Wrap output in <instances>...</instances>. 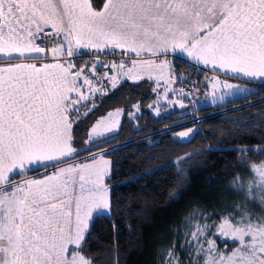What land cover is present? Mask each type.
I'll use <instances>...</instances> for the list:
<instances>
[{"label":"snow or ice","instance_id":"6c2138e0","mask_svg":"<svg viewBox=\"0 0 264 264\" xmlns=\"http://www.w3.org/2000/svg\"><path fill=\"white\" fill-rule=\"evenodd\" d=\"M65 17L66 23L54 22ZM49 24L56 35L64 32L68 57L74 54L73 44L97 53L111 47L134 56L117 62L120 68L132 65L128 77L137 64L152 67L155 62L162 69L169 54L186 53L225 75L243 77L250 85L259 80L264 86V0H107L104 11H94L87 0H0V61L5 62L0 67V264H88L78 256L82 243L94 216L107 215L111 207L105 184L110 161L104 156L112 150L93 152L85 158L90 163L67 161L92 147L102 148L105 134L118 130L115 116L120 112L101 113L88 143L75 144L81 117L86 120L96 108L85 106L81 114L82 102L89 98L80 95L77 81L85 70L56 56L57 51L63 55L64 47L53 48L54 65L41 58L46 49L36 41L43 43ZM89 82L85 77L83 83ZM48 167L53 173L46 172V180L14 183L7 175L14 169ZM76 169L82 173L78 194L68 191L67 177ZM256 171L264 187V166ZM239 215L238 220L229 216L220 225L197 227L185 247L193 256L205 257V264H264V219L254 222L243 212ZM217 239L234 247L221 250Z\"/></svg>","mask_w":264,"mask_h":264},{"label":"trees","instance_id":"16d2710c","mask_svg":"<svg viewBox=\"0 0 264 264\" xmlns=\"http://www.w3.org/2000/svg\"><path fill=\"white\" fill-rule=\"evenodd\" d=\"M91 2L99 9L103 0ZM171 70L183 107L174 104L172 111L155 114L150 110L158 95L154 80L116 81L107 71L106 80L115 87L73 133L76 145L87 144L88 128L101 113L120 112L118 130L102 138L107 140L102 148L91 149L112 151L105 155L111 166L110 211L94 216L80 251L89 264H169L170 259L171 264H200L203 256L185 247L193 230L260 209L256 187L246 184L248 167L240 153L264 148V86L219 105L200 106L203 102H190L177 87L184 76H205L204 71L177 59ZM187 126L194 128L189 139L174 137ZM49 170L18 173L10 180Z\"/></svg>","mask_w":264,"mask_h":264},{"label":"rangeland","instance_id":"374dc122","mask_svg":"<svg viewBox=\"0 0 264 264\" xmlns=\"http://www.w3.org/2000/svg\"><path fill=\"white\" fill-rule=\"evenodd\" d=\"M128 65H126L123 68H126ZM143 78H150V79L154 80L156 88L158 89V95L152 102L153 108L151 107V109H150L155 114H158V113L166 114V113L172 111L174 104L178 107H181V105H184L183 101L178 100V96L174 92L173 81L176 79L174 72H171L170 70L166 71L165 68L163 67L162 69L159 68V71L155 72L154 75L153 74L150 75V77H144V75L138 74V76H136L133 80H140ZM122 79H124V76L121 73L119 80H122ZM234 89L237 90V92H238L242 88H238V87L234 86V88L232 90H234ZM255 90H256L255 88L253 90L247 88L244 90V92L247 91V93L245 94V95H247L251 91H255ZM206 92H208L207 102L205 103L206 105L219 104L221 102H225L227 100L233 99L232 96H237V95H235V93H233V91L226 90V88H224V87L221 88L219 85H216V84H211L208 87ZM200 106H205V105H200ZM115 119L118 121V118L116 116H115ZM92 126H93V124L88 128V141L91 139V136L89 134L91 132ZM193 132H194V128L191 126H187L181 130L176 131L174 133V137L179 138L178 140L185 141L192 136ZM181 133H188L189 136L188 137H181V135H180ZM251 149L253 151H245V152L241 151L240 158H242L244 163L247 164L248 179L246 180V184L250 190L252 188L256 187L257 197L259 199H254V200H256L259 203L260 209L257 211H254V213H251L252 211L251 212H244L243 211V213H245L246 216L250 217L254 222H259L260 219H264V187L261 186L260 174H259V172L256 171V169L260 168L261 166H264V152L255 151V150L262 149L261 147H254ZM93 151L94 150H91V152H89L88 155H91L93 153ZM104 159L110 161L109 158H107L105 156H104ZM81 161H84L86 163H90L89 161H86L85 158L82 159ZM110 167L111 166L109 165V176H110ZM79 174H82L80 169H79ZM83 174L85 175V177L87 179V171L86 170L83 172ZM109 176L106 178L105 184L108 187L109 192H110V187H109L110 185L107 181ZM79 185H80V181L78 182V186ZM79 191H80V188H79ZM97 214H102V213H97ZM240 218L241 217L239 215L236 219L238 220ZM223 222H224V220H223ZM196 229L193 230V232L196 231ZM191 239H192V236H191ZM78 256H82L86 261H88L80 252L78 253ZM88 264H89V262H88ZM200 264H205V257H203Z\"/></svg>","mask_w":264,"mask_h":264},{"label":"crops","instance_id":"0c3cea01","mask_svg":"<svg viewBox=\"0 0 264 264\" xmlns=\"http://www.w3.org/2000/svg\"><path fill=\"white\" fill-rule=\"evenodd\" d=\"M70 3H74V4H78V3H84V0H69ZM87 2L91 5V7L93 8L94 11H104V4L107 3V0H103V3L101 5V7L99 9H96L91 0H87ZM79 12V9H76V13L78 14ZM66 20L67 18L65 17L63 21H60V20H54V22H56L57 24H62V23H66ZM46 28H52L51 27V24H49ZM53 30H55L54 28H52ZM56 31V30H55ZM63 37H64V32L62 31L60 33ZM65 48V51L63 53V55L61 56V53L59 51L56 52V56L57 57H60V60L61 61H64V60H71L72 63H73V66H74V69H79L80 66H79V63L75 60L74 56L75 54L77 53V47L73 44V56L72 57H68L67 56V51H66V42H65V45L62 46ZM58 48H61V47H58ZM110 48V47H109ZM46 49V52L43 53V54H40L41 55V58L43 59L44 57H46V63H49L50 65H54L55 63H57L58 61L55 60L53 58V48H45ZM121 50V49H119ZM122 51V50H121ZM177 52H179V50H177ZM2 55V54H0ZM133 58H135L134 56H132ZM143 59H147L148 57L147 56H143L142 57ZM165 59V57H161V60ZM166 59L168 60V64H166L164 66L165 70L166 71H171V63H172V60L173 59H177V60H180V61H183V62H187L191 65H195L196 67L200 68V69H204V70H208V71H211L214 73V75H211L212 77V81L210 83L211 84H216V85H219L221 88H223V85L225 83H230V84H233L234 86L238 87V88H242L240 91L237 92V90H232V89H228L226 88V90H230V91H233V93H235V95L237 96H232L233 99L234 98H237L239 96H242V95H245L247 93L244 92L245 89H251L253 90L256 86L258 85H261V82L259 80L257 81H254L252 82V84H247L245 83V80L243 77H239V78H236L232 75H225L224 74V71L221 69V70H214L212 68L211 65H208V66H205L202 62H197V61H194L192 60L190 57H187V54L186 53H183L182 55H177L176 53H172V54H169ZM20 61H13L12 63H19ZM29 62H32V61H29ZM5 62L4 61H0V67L4 66ZM129 68H132V65L129 64L126 68H120V67H116V68H113L111 70V72L116 75V81L119 80L120 78V74L122 73L124 78H130V79H134L136 76H138V74H142L144 75V77H150V75H154L155 72L159 71V66L155 64L154 62V66L152 67H147V66H144L143 64H137L135 68L132 69V72H133V76L132 77H128L127 76V73H128V69ZM118 74V75H117ZM72 76H74V72L72 73ZM122 76V75H121ZM71 78V77H70ZM175 78H176V75H175ZM83 79L80 77V79L77 81V84L79 85V91H80V95H82L83 93V90L86 89V85H84L83 83ZM155 83V82H154ZM176 79L173 81V86H174V92L176 93ZM209 85V86H210ZM254 85V86H253ZM177 94V93H176ZM72 95H75V93H73ZM178 96V95H177ZM207 97H208V92H206V98L205 100L203 101V103L201 105H205V106H212V105H206L205 103L207 102ZM210 101V100H209ZM228 101V100H227ZM214 103V102H213ZM223 103V102H221ZM219 103V104H221ZM219 104H213V105H219ZM81 159H75L72 157L71 160L67 161V164H71V163H78L80 162ZM67 165L66 164H58L56 165L57 168H62V167H66ZM50 168V170L47 172L49 175H51L53 173V168L52 167H48ZM39 169H46V168H39ZM38 169V170H39ZM29 171H36V170H27V169H14L12 173H9L7 174L9 176V178L11 179V177H13V175L15 174H18V173H25V172H29ZM79 169H76V170H73V172H71L69 174V176L67 178H70V183H69V188H68V191L69 193H73L75 192L76 194L79 193V186H78V182H79ZM32 179H36V180H41V179H44L46 180L47 177L45 176V173L42 174V175H31V176H22L18 179H15V180H12V182H22L24 180H32ZM4 188L8 191V192H11L12 189L9 185H4Z\"/></svg>","mask_w":264,"mask_h":264},{"label":"built area","instance_id":"2783aa9c","mask_svg":"<svg viewBox=\"0 0 264 264\" xmlns=\"http://www.w3.org/2000/svg\"><path fill=\"white\" fill-rule=\"evenodd\" d=\"M45 32L49 33L43 37V43L38 39L36 43L39 46L45 48H58L65 45L63 36L61 34L56 35L55 30L52 28H45ZM74 58L76 61L80 62V68L85 71L82 73L81 78L84 80L85 77L90 81L89 83H84L86 89L83 90V96L88 97L87 101H83L80 111L81 114L85 111V106L91 108L101 99L103 94L111 92L113 85L106 80L108 65L112 68L118 67L117 62L122 59H129L133 57L122 56V52L119 49L113 50L111 47L105 52L97 53L95 49H85L80 47L76 51ZM93 65H96L93 67ZM198 68V67H197ZM200 69V68H199ZM204 71L205 76H200V73L196 77L187 75L182 78L177 90L181 95L186 97L190 102L201 103L205 100L206 91L211 83V75L213 72L200 69ZM111 72V71H110ZM95 101L94 104L91 101ZM82 118V117H81Z\"/></svg>","mask_w":264,"mask_h":264},{"label":"flooded vegetation","instance_id":"af4514ba","mask_svg":"<svg viewBox=\"0 0 264 264\" xmlns=\"http://www.w3.org/2000/svg\"><path fill=\"white\" fill-rule=\"evenodd\" d=\"M223 222H220V223H218L217 225H220V224H222ZM216 232V228H215V230H214V233ZM215 237L214 236H210L209 237V239H214ZM216 244H217V247L219 248V249H221V250H223V249H225L226 247L227 248H232V247H234V245L231 243V242H229L227 245L226 244H224V243H221V241L219 240V239H217L216 240ZM205 247H207V245H205Z\"/></svg>","mask_w":264,"mask_h":264}]
</instances>
